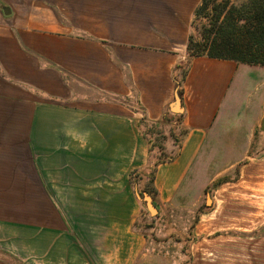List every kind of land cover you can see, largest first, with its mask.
Segmentation results:
<instances>
[{"label":"crops","instance_id":"crops-1","mask_svg":"<svg viewBox=\"0 0 264 264\" xmlns=\"http://www.w3.org/2000/svg\"><path fill=\"white\" fill-rule=\"evenodd\" d=\"M201 2L0 0L1 224L24 226L30 264L146 256L143 122L167 116L186 131L177 158L156 167L166 208L264 153V66L196 58L173 111Z\"/></svg>","mask_w":264,"mask_h":264},{"label":"rangeland","instance_id":"rangeland-1","mask_svg":"<svg viewBox=\"0 0 264 264\" xmlns=\"http://www.w3.org/2000/svg\"><path fill=\"white\" fill-rule=\"evenodd\" d=\"M242 1L232 0L230 7ZM143 126L161 159L176 155L186 133L181 126L170 121L143 122ZM223 179L226 182L218 188L215 182L204 191L194 188L188 195L189 206L166 208L148 193L154 188L152 176L147 175L139 196L148 193L157 212L151 215L141 200L139 231L146 236L147 247L138 264H264V153L255 161L240 163L216 182ZM19 198L22 201L23 196ZM23 227L2 225L0 212L1 264H30L32 246L23 241Z\"/></svg>","mask_w":264,"mask_h":264},{"label":"trees","instance_id":"trees-1","mask_svg":"<svg viewBox=\"0 0 264 264\" xmlns=\"http://www.w3.org/2000/svg\"><path fill=\"white\" fill-rule=\"evenodd\" d=\"M231 2L232 0H202L196 8L188 37V60L174 69V80L180 98L187 76V70H181L188 69L196 58L206 57L264 66V0H243L239 6L230 7ZM163 121H171V118L165 116ZM139 130L150 145L149 165L142 174L151 175L153 182L156 167L174 161L178 154L169 160L161 159L153 141L143 129ZM140 174V171L132 172L134 182ZM225 182V179L215 182L214 188ZM147 191L153 198L157 197L155 189L154 192ZM139 224L138 221L136 226L139 227Z\"/></svg>","mask_w":264,"mask_h":264},{"label":"water","instance_id":"water-1","mask_svg":"<svg viewBox=\"0 0 264 264\" xmlns=\"http://www.w3.org/2000/svg\"><path fill=\"white\" fill-rule=\"evenodd\" d=\"M180 100L181 99L178 95V97L176 98L175 104L173 105V111L175 113H180L182 111V109L179 107ZM140 200H143L146 202L147 208L151 215L156 214L157 210L155 209L153 205V199L148 193L144 194L143 198L142 199L140 198Z\"/></svg>","mask_w":264,"mask_h":264}]
</instances>
